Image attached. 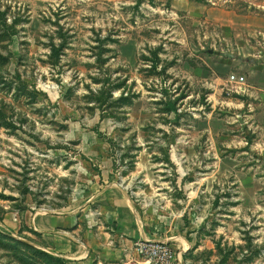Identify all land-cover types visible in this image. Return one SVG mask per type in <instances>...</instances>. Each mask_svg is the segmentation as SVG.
Instances as JSON below:
<instances>
[{
  "label": "rangeland",
  "instance_id": "rangeland-1",
  "mask_svg": "<svg viewBox=\"0 0 264 264\" xmlns=\"http://www.w3.org/2000/svg\"><path fill=\"white\" fill-rule=\"evenodd\" d=\"M261 53L264 0H0V264H80L25 221L106 190L183 264H264Z\"/></svg>",
  "mask_w": 264,
  "mask_h": 264
},
{
  "label": "crops",
  "instance_id": "crops-1",
  "mask_svg": "<svg viewBox=\"0 0 264 264\" xmlns=\"http://www.w3.org/2000/svg\"><path fill=\"white\" fill-rule=\"evenodd\" d=\"M253 56L251 57L254 59L247 60L246 68L237 69L241 74L246 71L250 75L261 77L264 53ZM93 198H89L86 206L80 209L83 212L81 215L72 211L37 214L30 221L26 220L25 225L43 236L50 249L58 256L77 260L80 264H149L135 250L134 243L137 240H162L170 244L176 239L175 236L163 233L152 221L140 217L123 191L106 190L101 193L98 198L101 201L97 204H93L96 200ZM91 210L95 211L96 216ZM7 220L16 229L22 225L17 217L12 216V221L9 218ZM7 220L3 221L4 228L8 227ZM93 225L97 226L95 231L88 229ZM174 252L178 257L173 264H183V242L176 246Z\"/></svg>",
  "mask_w": 264,
  "mask_h": 264
},
{
  "label": "built area",
  "instance_id": "built-area-1",
  "mask_svg": "<svg viewBox=\"0 0 264 264\" xmlns=\"http://www.w3.org/2000/svg\"><path fill=\"white\" fill-rule=\"evenodd\" d=\"M227 81L239 88L245 83L243 75L231 74ZM135 250L140 257L149 264H173L177 261L178 254L174 252L170 244L162 240H137L134 243Z\"/></svg>",
  "mask_w": 264,
  "mask_h": 264
},
{
  "label": "trees",
  "instance_id": "trees-1",
  "mask_svg": "<svg viewBox=\"0 0 264 264\" xmlns=\"http://www.w3.org/2000/svg\"><path fill=\"white\" fill-rule=\"evenodd\" d=\"M35 253L37 254V255H39L40 257H43V258H46V259H49V260H53V261H55V262H63V259H61V258H58L57 256H54V255H49V254H47V253H44V252H42V251H40V250H35Z\"/></svg>",
  "mask_w": 264,
  "mask_h": 264
}]
</instances>
